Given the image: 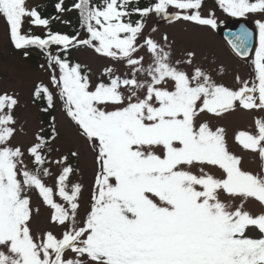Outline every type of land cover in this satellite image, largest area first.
Returning a JSON list of instances; mask_svg holds the SVG:
<instances>
[{"label":"snow or ice","instance_id":"6c2138e0","mask_svg":"<svg viewBox=\"0 0 264 264\" xmlns=\"http://www.w3.org/2000/svg\"><path fill=\"white\" fill-rule=\"evenodd\" d=\"M132 2L92 5L91 0H78L73 7L90 34L78 39V33L70 36L50 28L44 37L25 33V17L40 26H48L50 19L28 8L26 0H0V15L15 48L36 46L47 52L51 81L59 88L67 116L95 151L97 164L90 211L80 222L84 186L70 181L77 169L69 160L79 153L49 159L59 136L52 117L50 131L45 134L41 128L26 150L29 167L25 150L9 143L19 101L6 91L0 94V264H264V212L254 215L245 208L250 198L264 205V117L256 118V134L239 131L235 137L243 149L258 151L260 172L242 167L243 157L230 150L223 127L214 130L201 119L202 114L221 116L237 107L264 109V22L257 21L256 79L237 76L240 86L233 88L196 64L194 50L173 59L166 33L163 42L144 33L145 18L153 13L217 28L214 11L202 15V0H155L147 7L129 8ZM218 3L235 17L264 13V0ZM56 8L66 10L63 0ZM134 13L141 18L132 21ZM251 39L252 33L242 28L232 47L247 55ZM74 44L122 61L128 71L117 74L116 68L106 67L108 81L93 85L81 64L48 51L52 45L67 49ZM42 94L48 108H54L52 91L38 85L34 95ZM45 165L59 168L55 189L45 182L52 175ZM32 189L53 209L50 219L63 228L60 236L51 230L33 233ZM56 195L65 203L57 202ZM250 227L262 235L250 237ZM69 251L75 256L66 257Z\"/></svg>","mask_w":264,"mask_h":264},{"label":"rangeland","instance_id":"374dc122","mask_svg":"<svg viewBox=\"0 0 264 264\" xmlns=\"http://www.w3.org/2000/svg\"><path fill=\"white\" fill-rule=\"evenodd\" d=\"M43 1L26 0V6L28 8H38ZM169 11L174 12L176 10L169 8ZM200 11L205 16L214 11L218 23L217 28L198 26L193 22L182 19L169 21L153 13L146 18L144 33L161 42H163V34L166 33L168 42L172 45L173 59H182L187 50H194L196 52L195 63L208 69L217 82H222L226 86L239 87L240 85L236 80L237 76L241 77L242 80L254 81L256 79L255 60L242 61L230 51L219 35V23L225 22L228 26H235L242 18H246L256 26L259 32L257 21L264 22V13H247L242 17L231 16L223 11L218 0H202ZM63 14L65 15L64 12ZM58 24H60V21ZM29 27H32L35 33L42 37L48 33V26L33 25L30 19L25 17L22 31L27 33ZM153 29L155 30L153 31ZM78 34V39H88L90 35L86 27L82 26V23ZM140 42L143 43V37H141ZM69 47L71 48L72 57H76L83 66V72L89 75L93 85L100 82V80L108 81V77L104 73L106 67L116 68L118 70L117 74H123L128 71L124 62L115 61L105 55L98 54L91 46L74 44V46L70 45ZM63 49L61 46L52 45L48 51L52 55H57ZM25 50L28 52L27 57L24 56ZM32 53L35 55V59L29 57ZM139 54L146 55L145 50H141ZM147 59L148 56L146 55ZM48 62L49 56L47 52L40 51L36 46L34 48L16 49L10 40L8 25L4 17L0 15V94L6 91L15 95L19 101V104L13 110V115L16 118L14 125L16 132L9 143L13 146H21L25 150V163H28L29 167H33L31 157L26 150L34 142L35 134L41 128L44 129V126L40 119V110L34 105L32 96L38 85L47 86L56 98L55 124L59 132V136L52 145L54 151L48 154L49 159H58L61 154L67 155L71 151L79 153L78 158H74V167L77 171L70 177V181L72 183H81L84 186L78 210L79 220L82 222L90 211L92 202L91 197L97 171L96 153L88 141L80 135L74 122L67 116L59 88L51 81L52 72ZM41 65L44 67H41ZM221 68L223 69L222 72L220 71ZM188 70L191 71L190 68ZM56 74L59 75L58 66H56ZM258 116L264 117V109L246 110L237 107L221 116L205 113L202 114L201 119L207 120L214 130L217 127H223L230 150L243 157L242 167L245 170L260 172L262 161L258 151L243 149L235 139L239 131H249L256 134L257 126L255 121ZM71 158L69 156V160ZM45 166L50 167L52 171L51 176L44 178L45 182L55 189V180L59 173V168L56 165ZM212 171L216 175H221V170L219 169L214 168ZM28 194L31 196V207L33 209L31 222L33 233L39 235L44 231L51 230L57 236H60L63 228L52 223L50 219L53 209L44 203L35 189L30 190ZM54 198L59 203H65L58 195ZM245 208L254 215L264 212V205L254 198H250L246 202ZM37 209L39 211H36ZM247 235L259 238L262 234L257 228L250 227ZM2 250L6 253L8 251L6 248ZM74 256L75 254L71 251L66 253V257Z\"/></svg>","mask_w":264,"mask_h":264},{"label":"trees","instance_id":"16d2710c","mask_svg":"<svg viewBox=\"0 0 264 264\" xmlns=\"http://www.w3.org/2000/svg\"><path fill=\"white\" fill-rule=\"evenodd\" d=\"M64 1H66L65 4H63V7L66 9L65 11H63L65 15L63 14V12L58 11L56 8V4L59 2V0H44L43 3L35 9L41 13L42 17L50 19L48 31L50 28L52 32L66 33L70 36H74L79 33L80 25L82 23L80 11L73 7L75 3H78V0H63V2ZM154 2L155 0H133V2L129 4V8L136 6L147 7ZM103 3L104 0H91L92 5H103ZM130 18L132 21H136L139 20L141 17L138 14L134 13ZM59 21L60 24H58ZM28 32L38 35L37 33H35L32 27H29ZM31 47L34 48V46H30V48ZM37 48L42 52L45 51L43 49H40L39 47ZM70 52L71 48L68 47L67 49H63L57 55L61 56V58H67L72 64L79 63L76 57H72L73 55ZM29 57L31 59H35V55L33 53L30 54ZM32 101L34 105H36L40 110V119L44 126V132L45 134H47L50 131L52 117H55V107L48 108L47 99L43 94L40 97H36L33 93ZM45 108H48L47 112L43 110ZM70 161L73 165H75L73 157Z\"/></svg>","mask_w":264,"mask_h":264},{"label":"water","instance_id":"95a60500","mask_svg":"<svg viewBox=\"0 0 264 264\" xmlns=\"http://www.w3.org/2000/svg\"><path fill=\"white\" fill-rule=\"evenodd\" d=\"M242 28H247L252 33V39L247 47V55H241L236 49L232 47L231 43L234 38V34L238 33ZM219 33L221 38L226 42V44L236 56L243 60L250 59L256 44L257 34L254 26L248 20L242 19L236 28H229L226 26V24H221Z\"/></svg>","mask_w":264,"mask_h":264},{"label":"flooded vegetation","instance_id":"af4514ba","mask_svg":"<svg viewBox=\"0 0 264 264\" xmlns=\"http://www.w3.org/2000/svg\"><path fill=\"white\" fill-rule=\"evenodd\" d=\"M259 47V32H258V41H257V45H256V47H255V51H254V54H253V56L249 59V60H246V61H250V60H252V59H254L255 60V53H256V49ZM239 59V58H238ZM241 60V59H240ZM243 61V60H242Z\"/></svg>","mask_w":264,"mask_h":264}]
</instances>
